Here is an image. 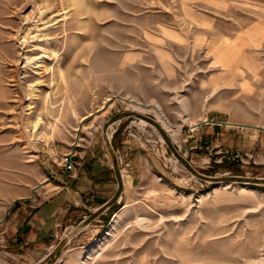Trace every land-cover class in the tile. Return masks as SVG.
Listing matches in <instances>:
<instances>
[{"label":"rangeland","instance_id":"1","mask_svg":"<svg viewBox=\"0 0 264 264\" xmlns=\"http://www.w3.org/2000/svg\"><path fill=\"white\" fill-rule=\"evenodd\" d=\"M260 12L0 0V264H264V45L230 70L214 60ZM106 144L119 162L109 203L73 205L47 246L15 232L62 156L105 159Z\"/></svg>","mask_w":264,"mask_h":264},{"label":"crops","instance_id":"2","mask_svg":"<svg viewBox=\"0 0 264 264\" xmlns=\"http://www.w3.org/2000/svg\"><path fill=\"white\" fill-rule=\"evenodd\" d=\"M229 1L264 9V0ZM260 13V19L246 26L236 37L226 41L224 46L218 49L214 58L217 64L230 70L245 46L264 45V13ZM98 147L102 148L101 144ZM106 148L105 159L88 156L79 159L74 174L61 166L56 175L47 177L38 190L37 203H26L19 207L14 220L15 232L24 236L28 243L47 246L53 242V236L58 227L65 223L73 205L79 204L84 199L96 201L94 204H99L97 205L99 207L109 203L119 189V162L114 158L115 154L110 152L107 144ZM74 150L76 153L77 150ZM107 188L111 189L109 192L111 196L106 195Z\"/></svg>","mask_w":264,"mask_h":264},{"label":"bare ground","instance_id":"3","mask_svg":"<svg viewBox=\"0 0 264 264\" xmlns=\"http://www.w3.org/2000/svg\"><path fill=\"white\" fill-rule=\"evenodd\" d=\"M123 100H125V99H127V98H122ZM129 101V103H132V104H134V106H137V107H139L140 105H141V103L139 102V101H137V100H133V99H131V100H128ZM153 107H154V110H155V112H156V114L159 116V118L162 120V122L164 123V125L165 126H167V127H169V128H173V125L168 121V119L165 117V115L163 114V111L161 110V108L159 107V106H156V105H152ZM38 121H39V119H38ZM38 125V124H37ZM197 124H193V126H196ZM118 213L115 215V218L113 219V221H112V224H111V226L113 227V226H115L116 225V223H117V221H118ZM142 221H144V219H142V218H140V217H138V219L136 220V222H138V224L140 223V222H142ZM86 261V260H85ZM84 261V262H85Z\"/></svg>","mask_w":264,"mask_h":264},{"label":"built area","instance_id":"4","mask_svg":"<svg viewBox=\"0 0 264 264\" xmlns=\"http://www.w3.org/2000/svg\"><path fill=\"white\" fill-rule=\"evenodd\" d=\"M36 142H40V140H36ZM73 152L66 153L64 156L61 157L60 164L68 171H70L72 174L76 171V161L73 158Z\"/></svg>","mask_w":264,"mask_h":264},{"label":"water","instance_id":"5","mask_svg":"<svg viewBox=\"0 0 264 264\" xmlns=\"http://www.w3.org/2000/svg\"><path fill=\"white\" fill-rule=\"evenodd\" d=\"M262 129H264V128H262Z\"/></svg>","mask_w":264,"mask_h":264}]
</instances>
